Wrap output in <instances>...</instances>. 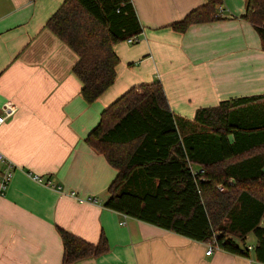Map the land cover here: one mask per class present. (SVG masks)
<instances>
[{
  "label": "crops",
  "instance_id": "0c3cea01",
  "mask_svg": "<svg viewBox=\"0 0 264 264\" xmlns=\"http://www.w3.org/2000/svg\"><path fill=\"white\" fill-rule=\"evenodd\" d=\"M62 1L0 0V112L15 106L0 124V152L14 164L0 194V264H60L59 228L108 242L106 253L73 264H264L252 235L248 255L206 254V242L105 207L116 170L84 140L101 111L141 83L159 81L171 111L187 118L235 92L264 93V50L241 18L246 0H223L220 18L184 32L170 25L205 0H131L142 31L113 46L114 83L91 103L71 69L76 55L45 27Z\"/></svg>",
  "mask_w": 264,
  "mask_h": 264
},
{
  "label": "trees",
  "instance_id": "16d2710c",
  "mask_svg": "<svg viewBox=\"0 0 264 264\" xmlns=\"http://www.w3.org/2000/svg\"><path fill=\"white\" fill-rule=\"evenodd\" d=\"M222 3L205 0L170 26L184 32L216 20ZM241 18L264 50V0H246ZM45 27L76 55L71 69L86 103L114 83L113 46L142 31L131 0H63ZM84 140L116 170L105 207L241 255L252 235L254 258L264 263V93L224 99L187 118L171 111L159 81L141 83L107 105ZM59 234L60 264L109 249L103 234L96 243Z\"/></svg>",
  "mask_w": 264,
  "mask_h": 264
},
{
  "label": "built area",
  "instance_id": "2783aa9c",
  "mask_svg": "<svg viewBox=\"0 0 264 264\" xmlns=\"http://www.w3.org/2000/svg\"><path fill=\"white\" fill-rule=\"evenodd\" d=\"M218 12L221 14V12H222L221 6L218 7ZM126 41L131 42V43L135 42V41H137V37H129L126 39ZM14 111H15V106L11 102H9V101L4 102L1 105L0 124L3 123ZM13 168H14V164L0 152V194H2L6 190V188L8 187V184H9L11 177H12ZM35 178L37 180H41V178H38L37 176H35ZM47 183L49 184L48 181H47ZM70 195L75 196V192L71 191ZM77 199L79 201L84 200V198H77ZM86 200L93 201V199L91 197H88ZM125 215L126 214L123 213V216H125ZM120 223H124V222L122 221ZM206 246H207L206 254H210L215 249H220L215 244V242L213 240L206 242ZM246 247H247V249L251 248L250 245H247Z\"/></svg>",
  "mask_w": 264,
  "mask_h": 264
},
{
  "label": "rangeland",
  "instance_id": "374dc122",
  "mask_svg": "<svg viewBox=\"0 0 264 264\" xmlns=\"http://www.w3.org/2000/svg\"><path fill=\"white\" fill-rule=\"evenodd\" d=\"M246 91V92H245ZM235 93H238V96H241V95H248V94H243V93H248L247 90H243V91H239V92H235ZM249 93H253V92H249ZM251 240V237H249V239H247V241H250Z\"/></svg>",
  "mask_w": 264,
  "mask_h": 264
}]
</instances>
